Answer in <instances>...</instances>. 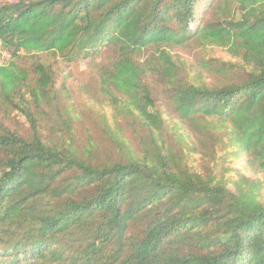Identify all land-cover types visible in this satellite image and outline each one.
Returning <instances> with one entry per match:
<instances>
[{"label":"trees","instance_id":"16d2710c","mask_svg":"<svg viewBox=\"0 0 264 264\" xmlns=\"http://www.w3.org/2000/svg\"><path fill=\"white\" fill-rule=\"evenodd\" d=\"M0 264H264V0H1Z\"/></svg>","mask_w":264,"mask_h":264},{"label":"rangeland","instance_id":"374dc122","mask_svg":"<svg viewBox=\"0 0 264 264\" xmlns=\"http://www.w3.org/2000/svg\"><path fill=\"white\" fill-rule=\"evenodd\" d=\"M186 60L194 63L193 56L186 55ZM89 64L90 62L88 60H84L75 65H71L69 68L71 77L67 80L70 83L72 95L78 103L76 113L81 114L84 118V124L78 127V137L81 142H83L85 138H90L98 142L103 157L114 156V150L107 141L101 137L98 127H96L90 119L91 117L98 116V114L101 116L100 113L102 111L107 115L110 114L111 107L109 104L106 105L107 101L100 92L95 74L90 71ZM150 82L152 89L157 91L159 88L154 84L153 78H151ZM15 117L19 123L23 124L25 127L27 126L23 116L17 115ZM125 128L127 130V136L129 137V135H131V130L128 126H125ZM185 130L190 133L188 138L190 142L195 145L198 154L202 157L208 155L210 152L209 140L205 137L204 133L196 129L191 131L188 126H185Z\"/></svg>","mask_w":264,"mask_h":264}]
</instances>
